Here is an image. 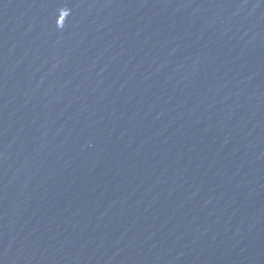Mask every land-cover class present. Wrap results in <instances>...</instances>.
Instances as JSON below:
<instances>
[{"label":"water","instance_id":"obj_1","mask_svg":"<svg viewBox=\"0 0 264 264\" xmlns=\"http://www.w3.org/2000/svg\"><path fill=\"white\" fill-rule=\"evenodd\" d=\"M0 264H264V0H0Z\"/></svg>","mask_w":264,"mask_h":264}]
</instances>
